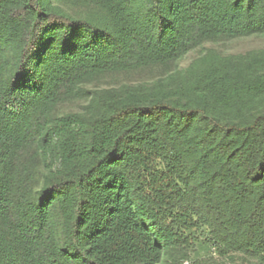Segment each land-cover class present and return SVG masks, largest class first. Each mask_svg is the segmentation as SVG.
Wrapping results in <instances>:
<instances>
[{
	"label": "trees",
	"instance_id": "1",
	"mask_svg": "<svg viewBox=\"0 0 264 264\" xmlns=\"http://www.w3.org/2000/svg\"><path fill=\"white\" fill-rule=\"evenodd\" d=\"M253 36L264 0H0V264H182L201 229L264 264V50L53 114L93 77ZM25 150L47 172L34 193Z\"/></svg>",
	"mask_w": 264,
	"mask_h": 264
},
{
	"label": "rangeland",
	"instance_id": "2",
	"mask_svg": "<svg viewBox=\"0 0 264 264\" xmlns=\"http://www.w3.org/2000/svg\"><path fill=\"white\" fill-rule=\"evenodd\" d=\"M64 11L73 17L87 18L94 12L93 6L62 5ZM264 50V36H253L233 40H207L197 48L190 51L186 56L169 65L147 66L141 69H133L127 72H109L86 80L76 90V94L63 100L54 110L56 116L67 114H88L91 111L95 95L106 92L114 93L128 86L152 85L159 81L168 80L177 76L188 66L206 54L214 52L222 57L245 55L251 52ZM21 166H25L27 183L33 193L41 188L45 182L47 172L44 171L41 160L35 155L34 150H25L21 153ZM195 243L188 253V260L182 264H256L254 261L233 254L225 259H220L206 241V230L201 229L193 232Z\"/></svg>",
	"mask_w": 264,
	"mask_h": 264
}]
</instances>
